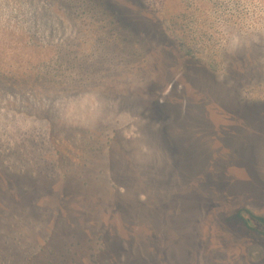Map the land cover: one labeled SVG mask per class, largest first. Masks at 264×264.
Instances as JSON below:
<instances>
[{
    "label": "rangeland",
    "instance_id": "1",
    "mask_svg": "<svg viewBox=\"0 0 264 264\" xmlns=\"http://www.w3.org/2000/svg\"><path fill=\"white\" fill-rule=\"evenodd\" d=\"M0 264H264V0H0Z\"/></svg>",
    "mask_w": 264,
    "mask_h": 264
}]
</instances>
